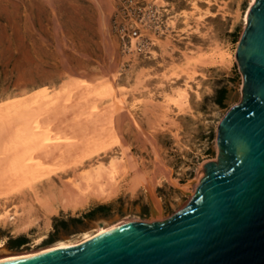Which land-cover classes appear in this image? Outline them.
I'll list each match as a JSON object with an SVG mask.
<instances>
[{"label": "rangeland", "instance_id": "1", "mask_svg": "<svg viewBox=\"0 0 264 264\" xmlns=\"http://www.w3.org/2000/svg\"><path fill=\"white\" fill-rule=\"evenodd\" d=\"M18 1L21 6L15 7L10 4L5 5L7 8L0 7V101L24 93L23 90L30 92L39 86L45 85L51 88L60 84L68 76V72L62 69L60 64L61 54L69 58L71 66L77 68L79 72L83 74L89 72L88 75L85 74L89 79L106 80L112 62L117 69L122 70L120 73L123 78L127 68L126 56L128 55H125L120 47V40L115 31V21L120 20L122 10L129 9V5L133 2L145 6L155 4V0H98V2L94 0H59V5L61 2V6H59L58 0H53L55 4L54 8H51L45 5L42 0H33L39 4L36 3L38 6L31 9L28 5L26 6V3L24 5L22 0ZM248 2L249 0H164L159 2L163 30L167 31V28L170 30L168 34L172 41V47L169 53L163 57H147L150 54L140 55V65L147 68L152 67L158 73L150 82L154 87L156 101L164 100V92L171 91L174 87H184L186 82L190 81L189 83L194 88L191 90L190 107L183 109L174 106L169 109H165V107L159 109L162 107H158L157 114L149 112L145 114L142 112L141 103L138 101L133 103V97L129 95L127 97V102L130 105L129 113L135 119L137 118L135 123L137 126L133 124L132 116L130 121V118L126 117L122 124L126 128L123 130V136L127 139L129 148H121L118 147L119 144H116L112 148L110 147L106 153L101 152L100 155V160L105 163H108L114 156H122L125 151L130 155L133 154L134 160L137 158L135 161L140 169L147 173L150 180L157 181L152 194H149L155 204L158 219L172 216L184 208L193 197L195 181L192 180L197 179L199 165L203 161L217 158V135L220 121L231 107L242 100L243 75L233 55L236 43L244 29L243 14ZM100 4H102L104 12L110 11L111 8V11L108 12L110 14L105 30L101 28L100 23V8H102ZM206 9L210 10V13ZM169 17L174 21V28L168 24ZM54 20L58 22L59 28L57 29ZM165 35L167 33L157 36L163 39ZM106 37L114 47L111 56L105 45ZM225 48L227 49L223 50ZM24 49L28 50L29 55L31 54L30 57L35 61L33 64L24 60L22 51ZM197 53L206 55L207 61L203 60L196 65L197 72L192 79H188V75L184 72L183 75L182 72H179L180 75H170L172 73L166 75L170 69L185 62L186 57L184 56ZM216 53L217 56H214ZM226 53L229 56H226ZM211 59L212 61L214 59L215 63H213L214 61L210 63ZM64 70L66 74L63 72ZM90 72H93V75ZM25 79H28V83L25 82ZM19 81L24 82L22 84ZM166 110L168 111L166 112ZM152 120L155 122L152 123ZM158 120H160V125L157 124ZM149 122L152 124L151 126H149ZM160 126L167 127L164 129ZM143 132L148 134L147 138L150 137L145 139L146 134L144 133L143 136ZM156 156L162 158L163 161L159 157L158 161ZM155 160L158 164L161 161L169 169V178L164 175V170L155 163ZM162 164L160 163V165ZM159 171L163 172V175ZM53 177L54 182L59 184L60 180L57 176L53 175ZM167 178L168 180H166ZM158 180L160 181L158 182ZM47 184L46 182L39 184V195L44 192ZM143 188L144 186L141 187L140 184L136 189H132L128 183L124 182L117 194L108 200L99 201L90 198L75 211L64 210L58 202H54L53 207L58 211H55L57 214L53 211H46L34 199L35 195L30 191L25 192L26 194L21 197L17 194H11L8 199L0 196V214L5 209L13 212L23 197L31 199L34 206L29 219L27 218L29 226L25 231L19 233L17 231L19 215L14 217L16 221L12 220L13 223L10 220H4L5 223L0 220V224L2 223L0 225V239L2 240L0 241H4V248L0 249V255L26 253L60 242H78L83 237V232H96L102 222L116 224L120 221L136 220L151 223L154 221L153 211L148 194L145 192L146 189ZM153 196L156 198L152 199ZM31 215L33 218H30ZM45 218L50 220L47 221ZM15 230L17 234L14 232ZM38 236L41 242L36 244L35 240L39 239Z\"/></svg>", "mask_w": 264, "mask_h": 264}, {"label": "bare ground", "instance_id": "2", "mask_svg": "<svg viewBox=\"0 0 264 264\" xmlns=\"http://www.w3.org/2000/svg\"><path fill=\"white\" fill-rule=\"evenodd\" d=\"M94 1L98 2V0ZM163 1L164 0L154 1L155 4L153 5L156 6L159 13H161V10H159L160 8L158 6L159 2ZM256 1L257 0H249L248 2L246 11H244L243 14V28H245L248 23L249 15L251 11H253L252 9ZM19 2L20 1L18 0H0V7L4 8L5 5L10 4L18 7V5H20ZM21 2L24 5L26 3V6L28 5V7H30L31 9L36 8V6H38L37 4H39L38 2L33 0H22ZM42 2L45 5L54 8L55 2L53 3V0H42ZM100 5V7H102L100 8V23L101 28L105 30L107 19L110 14H108V12L111 11V8L110 11L108 10V12H104L102 11V4ZM59 6H61V2ZM5 8H7V6ZM208 11L210 13V10ZM169 19L170 17L168 18V20ZM173 22V19H170V22L168 23L172 28H174ZM54 25L56 29L59 28L57 20H54ZM165 33H167V35H165L163 39L160 38V36L151 35L152 45L148 48V53L150 55H148L147 53L145 54L148 55L147 57H163L165 54L169 53V50L172 47V41L168 34L170 33V30H168V28L167 31L166 29L162 30L160 35H164ZM239 41L236 43V47L234 50L233 56L235 58ZM105 43L108 54L110 56L113 55L114 47L107 37L105 38ZM132 47L134 48L133 40ZM226 49L227 48L223 50ZM22 51L24 52V60L27 62L29 61L30 64L32 62L33 64L35 61L30 57L31 54L29 55L28 50L24 49ZM127 55L128 56H126V61H128V63L123 78H121L122 74L120 73L122 70H119V68L117 69L114 62H112L106 80L103 79V76V81H99L98 79H95V81L85 76V74H89V72H85V74H83L79 72L77 68H73L71 66L72 63H70V61L68 60L69 58L61 54L60 64L63 67L62 69H65L68 72V76L63 80L61 79L62 82L60 84L52 86L51 88L46 87L45 85L39 86L30 92H25V90H23L24 93L19 92V95L8 97L0 101V196H4L5 199H8L11 194H17L21 197L26 194L25 192L30 191L35 195L34 199L37 200L46 211H53L54 213L55 211H57L53 207L54 202H58L61 208H63L64 210L71 209L75 211V209H79V207L82 206L90 198L99 201L108 200L114 194H117L119 188L122 186V184H124V182L128 183L130 185V188L132 189H136L141 184V187L142 185L145 189L147 187L148 191H150L149 193L152 194L157 181H155V179L154 181H152L150 180V178H148L147 173L140 169L137 162L135 161L137 158L134 160L135 156L133 158V154L130 155L128 154L129 152L126 153L125 151L123 152L122 156H114L108 163H105L100 160L101 152L106 153V151L109 150L110 147L112 148L116 144H119L118 147L121 148L127 147L128 145L127 139H125V137L123 136V130H126V128L123 127L122 124L126 117L130 118L129 121L133 117L132 114L129 113L130 105L127 102V97L129 95L133 97V103L137 101L141 103L143 113L148 114L149 112L151 114H157L156 109L158 107H162L159 109H164V107L165 109H169L173 106L178 107L179 109L190 107L191 90H194V88L189 83L190 81H187L184 87H174L171 91L164 92L163 101H156V98L154 97V87L150 82L155 76L158 75V73L155 72L152 67L147 68L140 65L141 58H139V54L132 52ZM211 55L213 56V54ZM214 56H217V53ZM226 56L229 55H227L226 53ZM184 57H186L185 62L178 64L176 65L177 67H173L172 69H170L166 73V75L169 73H172L170 75H180L179 72H182L181 74L183 75L184 72L188 75V79H192L193 75H195V73L197 72L195 69L196 65L199 62L206 60V55H204L203 53L187 55ZM213 61L211 59L210 63H215L214 59ZM65 70L63 71L64 73L66 72ZM20 79L22 78L20 77ZM27 80L25 82H27ZM22 82L19 81V83ZM196 93L198 94L197 91ZM131 108L133 107L131 106ZM167 111L168 110H166V112ZM134 119L135 118L133 117L132 120L134 122L131 121L133 122V124L136 123L137 118L135 120ZM155 120H152L151 122L153 123L155 122ZM160 120H158L159 123L156 122L159 125ZM172 124L174 125V122H172ZM151 125L152 124H150L149 126ZM153 126L155 125L153 124ZM153 126L152 128H154ZM138 128L141 129L140 127ZM144 133L146 134V132H143V136L145 135ZM140 135L142 134L140 133ZM147 136L148 134H146V137L144 138L148 139L150 137L149 136L147 138ZM143 147L145 148L146 146ZM124 157H126V159H124ZM161 159L162 158H160V160ZM161 161L160 163L162 164ZM155 163H157L156 160ZM160 163L157 164L159 165V167L161 166V169L164 170V175L169 178V169L166 168V166L163 164L160 165ZM157 164H155V166H157ZM155 166L154 169L156 170ZM53 175L57 176V178L60 180L59 184H56L54 182ZM151 178L153 177L151 176ZM168 178L166 180H168ZM159 181L160 180H158V182ZM43 182H46L48 184L44 192L39 195L38 187L39 184H42ZM154 197L155 196H153L152 199ZM33 207L34 206L32 200H28L23 197L21 198L19 205L13 212H10L9 209H5V211L0 214V220H3V222L4 220L12 221L15 220L14 217L16 215H19V221L17 220L19 223L18 230H16L18 231V233L20 231H25L27 226H29L27 218L33 210ZM34 212L36 213V211ZM55 214L57 213L55 212ZM32 215L30 216V218H33ZM45 219L47 220V218ZM11 223H13V221ZM118 223L104 224L102 222L99 224L101 225V227L98 228L96 232H83V237H81L78 242H60L53 246H49L46 248L43 247L42 249L33 250L26 253L0 255V259L35 253L54 247L75 245L85 241L91 236L114 227ZM15 225L17 226V224ZM16 230L14 232H16L17 234ZM35 241L36 244H39L41 242V239L39 238ZM3 246L4 241H0V249Z\"/></svg>", "mask_w": 264, "mask_h": 264}, {"label": "water", "instance_id": "3", "mask_svg": "<svg viewBox=\"0 0 264 264\" xmlns=\"http://www.w3.org/2000/svg\"><path fill=\"white\" fill-rule=\"evenodd\" d=\"M236 59L241 101L218 126V154L197 169L193 197L165 219L126 220L85 241L0 264H264V0L253 6Z\"/></svg>", "mask_w": 264, "mask_h": 264}, {"label": "built area", "instance_id": "4", "mask_svg": "<svg viewBox=\"0 0 264 264\" xmlns=\"http://www.w3.org/2000/svg\"><path fill=\"white\" fill-rule=\"evenodd\" d=\"M129 6V9L126 11L123 9L120 13V20L115 21V31L120 40L122 52L149 54L148 48L152 45L151 35H160L163 30L160 13L155 5L145 6L133 2Z\"/></svg>", "mask_w": 264, "mask_h": 264}]
</instances>
